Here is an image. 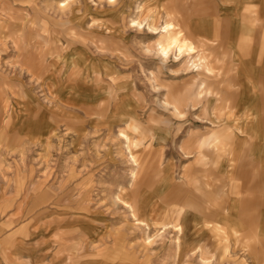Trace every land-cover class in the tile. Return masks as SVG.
<instances>
[{
    "label": "rangeland",
    "instance_id": "obj_1",
    "mask_svg": "<svg viewBox=\"0 0 264 264\" xmlns=\"http://www.w3.org/2000/svg\"><path fill=\"white\" fill-rule=\"evenodd\" d=\"M245 3L0 0L2 256L35 254L42 264H264V146L247 157L259 159L250 163L254 173L230 175L234 164L223 158L243 151L244 159L264 139L249 114L264 98L239 91L231 44L187 37L181 27L234 17ZM260 29L257 45L248 46L253 54L244 50L258 69ZM245 111V126L236 124ZM239 175L252 185L234 196ZM239 197L237 219L259 226L239 224L247 232L235 237L223 216Z\"/></svg>",
    "mask_w": 264,
    "mask_h": 264
},
{
    "label": "crops",
    "instance_id": "obj_2",
    "mask_svg": "<svg viewBox=\"0 0 264 264\" xmlns=\"http://www.w3.org/2000/svg\"><path fill=\"white\" fill-rule=\"evenodd\" d=\"M222 9L226 8L223 5H220ZM251 6L256 7L257 9H255L254 14L257 13L259 20L255 23L254 21V14H252L251 11H249L251 8ZM233 9L235 10L236 8L233 7ZM239 10V8H238ZM243 12L242 14L236 15L234 17H227V18H221L219 21H211L209 23H204V24H200L197 23L196 21L194 22H185V21H181L182 25L181 27L183 28V31L186 33L185 35L187 36L188 34H198V35H203L206 37H210L211 35H216V37H221L222 42L225 44V46H228V43L231 44L230 47H232V55L234 56L233 59H238L239 57V64H238V80L237 83L241 82V87L239 89V91L242 89L243 87L246 86V92L250 93V89H254V91H252L250 93V96L252 97H259V98H264V66H261V68L258 69V65L260 64V62H255L253 63V61H251L250 63V59H247L246 61V56L248 55V52H245L244 54V50H248V46L250 45V43L252 44L251 48L252 49L255 45H257L258 42H256L257 38H258V34L260 33L261 29L258 30L261 26H264V1L262 2V0H247V3H245L242 6L241 9ZM224 23V24H223ZM181 24V23H180ZM218 24V25H217ZM220 24V25H219ZM217 25V26H216ZM244 35H250V38H248V41H244V43H241L239 41V36H244ZM188 37V36H187ZM208 40H210V38H208ZM264 47V46H263ZM250 49L248 50L250 52ZM256 51V49H255ZM250 54H253L250 52ZM264 65V63H263ZM250 71L255 72V73H259L260 75H257L258 77H252L249 76ZM253 81H256V84H253ZM260 82V86L258 87V83ZM238 91V92H239ZM223 92H227V91H223ZM243 93V92H242ZM246 111L251 112L250 109H247ZM245 112L242 113L241 119L237 120L238 125H244L245 126ZM253 113H249V114H256L257 117L254 118L251 122H253L252 126H255V128H259L260 130H264V105L262 106H256L255 109L252 111ZM255 117V116H253ZM222 121V120H221ZM234 126V122L232 124V122H230V124H219V127H229V126ZM230 126V127H231ZM227 127V128H228ZM229 127V128H230ZM241 138V137H240ZM187 146L186 144H182L181 148L184 151L183 147ZM245 145V143H243V146ZM261 146H264V139L260 140L257 144H252L251 146V150L249 151V153L247 154L246 157L241 158V154L243 151L237 152V156L234 155V158L236 159H232L231 155L228 153L227 155H224L223 158H227L228 159V163L229 164H234V166H232V170H231V174H243V168L244 171H246V173H254V171L252 172L250 169V163L254 162L255 160H250L247 157L250 155H253V153L255 154V152H257L259 149H261ZM186 154V153H185ZM189 155H192V153H189ZM244 160L242 165H239L238 162H241V160ZM258 161L259 159L256 158ZM225 160V159H224ZM254 162L257 164V162ZM166 165H170L173 167L172 164L169 163V161L166 162ZM136 171L133 172L134 177H136ZM137 178V177H136ZM135 178V179H136ZM250 184L252 185V182L248 179H245L242 175H239V177H235V181L234 184L232 185V189L231 191H233V194L235 196L236 193H241L244 192L243 189H248L250 188ZM232 194V192H231ZM243 197H239L236 198L234 203H235V207L234 209L230 212V213H225V215L223 216V218L225 219V223H226V227L228 232H231L233 235H236L235 237H237V233L239 232H247L244 231L243 228H240L239 224H245L246 226H244L245 228L248 227L251 224H257L259 226L258 223L254 222V223H245L242 222L241 219H237V217L235 216V213L233 212L235 209L238 210H242V205L244 204L243 201ZM250 201V200H249ZM248 201V202H249ZM252 207L247 208V212L244 214V218L248 221L249 217H250V211L249 209ZM221 210V208H217V212L219 213ZM226 220H228V223L226 222ZM230 223V224H229ZM179 224V223H178ZM180 225H183L184 227V222L180 223ZM177 229V228H176ZM241 234V233H240ZM6 244L10 243L7 241H5ZM23 244V243H21ZM21 244H17L19 246H17L19 249L22 248L23 246ZM38 245L35 246V248ZM56 258V256H55ZM0 264H42L40 258H38L35 254H18V255H14V254H9L7 256H2L0 254Z\"/></svg>",
    "mask_w": 264,
    "mask_h": 264
},
{
    "label": "bare ground",
    "instance_id": "obj_3",
    "mask_svg": "<svg viewBox=\"0 0 264 264\" xmlns=\"http://www.w3.org/2000/svg\"><path fill=\"white\" fill-rule=\"evenodd\" d=\"M112 1V0H111ZM63 5H65V3L63 4ZM141 21L139 20V22L138 21H136V19H133L132 20V26H137V27H140L141 26ZM172 23V22H171ZM166 25H168V26H171L170 24H166ZM152 28H154V27H152ZM172 30V29H171ZM171 32V31H170ZM170 32H168V33H170ZM176 41V38H174L173 37V39H172V41L171 42H175ZM167 48V47H166ZM165 48V49H166ZM165 49H162V51H164L165 53H167V51L168 50H165ZM179 111V110H178ZM121 134L124 136V138H125V141H126V144L128 145V149H129V151H130V154H131V159L133 160V161H135V162H137L136 161V159H135V155H134V153H133V149H132V145H131V143H132V139H131V135H130V133L129 132H127L126 130H121ZM136 174V173H135ZM128 204V206L130 207V209H133V207L130 205V203H127ZM143 222H144V220H143ZM173 226V225H172ZM175 226V228H177V230H183V225H180V224H177V225H174ZM179 244V243H178Z\"/></svg>",
    "mask_w": 264,
    "mask_h": 264
}]
</instances>
